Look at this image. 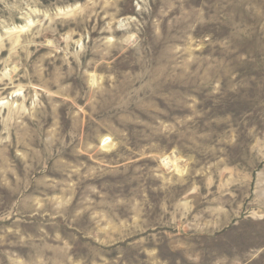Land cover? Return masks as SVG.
<instances>
[{
	"label": "rangeland",
	"instance_id": "1",
	"mask_svg": "<svg viewBox=\"0 0 264 264\" xmlns=\"http://www.w3.org/2000/svg\"><path fill=\"white\" fill-rule=\"evenodd\" d=\"M0 264H264V0H0Z\"/></svg>",
	"mask_w": 264,
	"mask_h": 264
}]
</instances>
